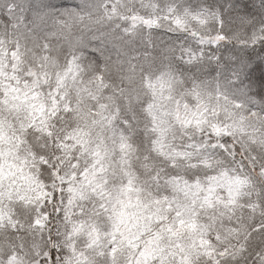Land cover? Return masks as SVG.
<instances>
[{
  "label": "clouds",
  "instance_id": "1",
  "mask_svg": "<svg viewBox=\"0 0 264 264\" xmlns=\"http://www.w3.org/2000/svg\"><path fill=\"white\" fill-rule=\"evenodd\" d=\"M0 264H264V0H0Z\"/></svg>",
  "mask_w": 264,
  "mask_h": 264
}]
</instances>
